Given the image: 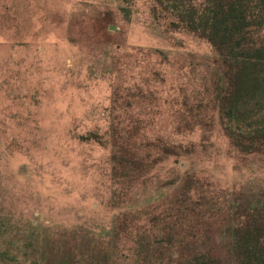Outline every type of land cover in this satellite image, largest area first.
Here are the masks:
<instances>
[{"label":"rangeland","instance_id":"374dc122","mask_svg":"<svg viewBox=\"0 0 264 264\" xmlns=\"http://www.w3.org/2000/svg\"><path fill=\"white\" fill-rule=\"evenodd\" d=\"M171 20L156 0H0V223L19 227L6 242L43 237L42 225L110 220V149L77 138L89 131L116 127L149 159L164 143L210 141L189 159L199 191L216 200L222 186L262 184L264 159L232 150L220 128L209 43ZM188 163L167 156L130 185L128 196L146 187L157 199L156 227ZM149 210L128 230L142 229ZM121 243L128 251L130 240ZM17 252L25 263L39 256Z\"/></svg>","mask_w":264,"mask_h":264},{"label":"trees","instance_id":"16d2710c","mask_svg":"<svg viewBox=\"0 0 264 264\" xmlns=\"http://www.w3.org/2000/svg\"><path fill=\"white\" fill-rule=\"evenodd\" d=\"M156 1L163 11L177 18L170 21L173 27L185 28L209 43L213 100L230 148L245 157L259 155L264 159V0H203L200 4L194 0ZM77 138L110 149L112 185L106 204L111 211L110 222L95 226L84 219L83 224L71 227L42 225L43 237L33 230L18 247L6 241L16 237L19 227L9 229L1 222L4 244L0 264H264V180L256 188L222 186L219 189L224 191L217 200L208 187L199 191L203 183L196 163L189 158L210 148V141H200L202 149L191 140L185 147L164 143L157 157L149 159L150 152L138 155L129 135L116 127L103 134L89 131ZM181 148L183 152L178 151ZM167 156H185L189 163L185 175L172 181L170 211H165L161 225L156 227L157 199L153 194L143 193L146 187L127 194L136 179L148 176L144 174ZM149 209L154 212L147 215L145 225L136 226L142 229L129 231V222L138 219L140 213H151ZM122 236L130 240L128 251L121 247ZM11 249L16 251L8 263L6 253ZM17 251L39 256L25 263Z\"/></svg>","mask_w":264,"mask_h":264}]
</instances>
